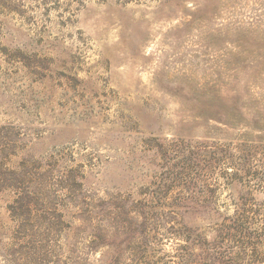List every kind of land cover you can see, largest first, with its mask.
Instances as JSON below:
<instances>
[{
  "label": "rangeland",
  "instance_id": "rangeland-1",
  "mask_svg": "<svg viewBox=\"0 0 264 264\" xmlns=\"http://www.w3.org/2000/svg\"><path fill=\"white\" fill-rule=\"evenodd\" d=\"M0 264H264V0H0Z\"/></svg>",
  "mask_w": 264,
  "mask_h": 264
},
{
  "label": "trees",
  "instance_id": "trees-1",
  "mask_svg": "<svg viewBox=\"0 0 264 264\" xmlns=\"http://www.w3.org/2000/svg\"><path fill=\"white\" fill-rule=\"evenodd\" d=\"M230 229H231V227H230ZM217 241V240H216ZM220 241V240H219ZM216 244H217V242H216ZM214 252H216V251H214ZM203 254L207 257H209V256H211V259H214V260H212V262H214V263H220V261H222V257H221V255H223V253H218V251H217V253H214V254H207L206 252H205V250L203 251Z\"/></svg>",
  "mask_w": 264,
  "mask_h": 264
}]
</instances>
